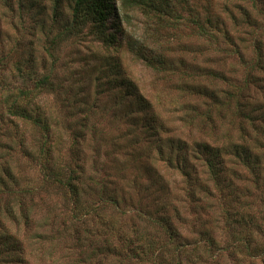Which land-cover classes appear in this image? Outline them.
Listing matches in <instances>:
<instances>
[{
    "label": "rangeland",
    "instance_id": "1",
    "mask_svg": "<svg viewBox=\"0 0 264 264\" xmlns=\"http://www.w3.org/2000/svg\"><path fill=\"white\" fill-rule=\"evenodd\" d=\"M156 1L170 18L115 0L119 18L107 21L106 45L89 25L54 39L67 25L66 2L55 17L50 0H0V82L15 89L14 64H27L21 106L43 121L8 118L0 103V234L21 249L0 264H159L166 232L138 210L169 219L184 243L202 241L180 264H264V136L254 146L249 140L264 119V0ZM45 76L49 82L34 89ZM150 125L160 129L159 142ZM228 140L248 145L262 164L254 173L252 158L248 167L227 155L217 161L246 188L238 196L224 187L219 200L215 189L209 196L199 187L193 198L162 160L167 144L174 155L187 147L188 171L206 182L207 157L194 158L191 147L223 148ZM70 170L78 206L58 182ZM143 188L149 192L138 196ZM242 197L252 218L224 219L221 204ZM241 229L252 241L233 248L235 237L246 239ZM163 253L175 263L173 250Z\"/></svg>",
    "mask_w": 264,
    "mask_h": 264
},
{
    "label": "trees",
    "instance_id": "2",
    "mask_svg": "<svg viewBox=\"0 0 264 264\" xmlns=\"http://www.w3.org/2000/svg\"><path fill=\"white\" fill-rule=\"evenodd\" d=\"M165 1V0H161ZM51 4V12L52 16L57 17L59 15V12L61 10L62 3L66 2L67 7L69 9L68 13V19L66 21L67 25L63 28L62 31H60L58 34L54 36V39L57 41H61L62 39L70 38L74 35H77L78 32L84 28L85 26L89 25L92 28V33L95 37V39L102 41L103 43H106V45L112 44V39H110L107 35V21L110 19L112 15L117 16L119 18V14L116 13L115 8V0H50ZM5 7H11L10 1L4 5ZM34 6V5H33ZM121 6L123 9H126L127 7L132 8H139L142 11L147 12L148 14L154 13V15H159L160 17H169L170 13H166L165 9H163L164 4L159 3L155 0H122ZM167 9V5L165 7ZM207 35V34H206ZM209 36V35H208ZM259 54H258V62L259 64L262 62L261 57V47H258ZM28 63V62H26ZM23 65L25 68L28 67L25 63L16 62L14 64V72L16 73L17 77L20 80V84L14 89L10 87L3 86L2 81L0 82V100L1 104L4 105L5 113L8 118H12L14 120H24L25 122L31 121L35 122L36 126L39 124H42L43 121L41 119L40 113L35 114L32 110L28 111L25 107L21 106V100L29 98L28 97V82L31 79V73L27 71V74L25 73V70L22 69ZM49 82L48 76L43 77L41 80L34 82V89H40L42 86H45ZM45 125V123H44ZM152 125V124H151ZM147 126L148 130L151 132H148L149 134H155V142H159L160 135V129L158 127L153 126ZM260 128H256L254 125L252 131H255L254 133H257V136H251L249 140H253V145L259 144L258 137L260 135L264 136V119L260 123ZM46 126V125H45ZM45 126L42 125V128L45 129ZM40 127V126H39ZM146 130V128H145ZM251 135V134H250ZM171 142V141H169ZM160 143H155V146H158ZM170 144V143H169ZM170 146V152H169V158L164 159L163 152L159 150L158 153L162 156V160L165 161V163L170 166L174 167L179 173L182 175L183 184L188 187V195H193L195 189L199 188L202 192H204L206 195L211 196L213 189L216 190L218 194V199L221 200L223 198V188H228L231 190H235L233 194L239 195L240 192L244 191L246 188L241 187V190L235 186V179H238L237 174H233L230 176L228 173H225L222 170H219L217 161H221L224 155H227L231 157V159L235 162H241L244 167H248L246 164H249L251 162V158L253 160V169H251L252 172H257L260 169L261 161L256 153H252L250 151V148L248 145H236L231 143L230 140H228V144L225 145L223 148L219 147H209L208 145L204 143H195L191 147V152L194 158L200 159L202 156L207 157L205 162V165L207 167V180L206 182L203 181L202 183L198 179V177L193 173L188 171V167L186 166L187 158L185 157V153L187 150V147L181 148V151L174 155V146L173 143ZM181 144L178 143L176 146H180ZM256 149V148H255ZM263 153L262 151H260ZM223 153V154H222ZM184 154V157L182 155ZM174 157V161H173ZM262 158H264V154L262 155ZM173 164V165H172ZM189 170H191L189 168ZM193 170V169H192ZM76 174V173H75ZM74 171L70 170L67 176L64 178L62 177L61 180H59V184H61V187L67 191L68 195L70 197H74L77 201V180L78 178L75 176ZM9 174L7 173V176ZM255 176V175H254ZM53 177V176H52ZM258 177V174L256 175ZM2 184L3 180H0ZM205 182V183H204ZM3 185H5V182H3ZM211 185V187H210ZM105 187V185H104ZM136 187V186H135ZM135 190V189H134ZM143 192H149L147 189L143 188L141 191L138 192V196L142 194ZM165 193V192H163ZM103 198L106 200L111 201L114 204H119V200L116 198L114 192H110L106 194V190H103L102 192ZM242 204H245V199L237 198L235 202L233 200L231 202L224 201L223 204L220 206V212L221 215L224 217V219H228L231 222L237 224L240 220H244L245 217L249 218L250 220L252 217L248 215L247 212H250V210H247V206L244 208L242 207ZM158 205V204H157ZM78 206V201H77ZM237 207L243 208V213L234 214ZM264 209V208H263ZM140 212L139 214H143L148 218V222H150L152 225H156L163 229L164 232H166L168 243L165 244L162 248L164 252H169L170 250H173V255L175 258L173 259L174 264H180V257L181 255L188 253L189 255L192 253L191 251H188L191 246V250H195L193 253H195L202 244L200 241H193L189 242L186 241V243L182 242L185 238H181L180 234L178 233V230L176 227L173 226L172 222L169 221V219H165L163 217H152L149 212ZM235 216H234V215ZM237 215V216H236ZM227 221V220H226ZM230 226L231 224L229 221H227ZM239 224V223H238ZM165 226V227H163ZM229 226V227H230ZM234 229L235 227L232 226ZM173 228V230H171ZM243 228V227H241ZM245 233L246 239H239V237H235L233 248L240 249L242 246L247 247V244L252 241V234L250 233V229H241L240 231H243ZM206 231H203L202 233H205ZM241 236V232H238ZM207 234V233H206ZM204 241V240H203ZM208 243L210 248H213L215 246V242L210 237H206L205 243ZM141 246V245H140ZM18 250L21 251L20 247L16 246L15 242L12 243L10 236H7L5 234H0V258L4 257H10L13 255H16ZM224 250V249H222ZM160 252L158 255V263L159 264H166V260L163 259L164 253ZM192 253V254H193ZM157 259V257H156ZM164 261V263H163ZM141 262V261H138Z\"/></svg>",
    "mask_w": 264,
    "mask_h": 264
}]
</instances>
